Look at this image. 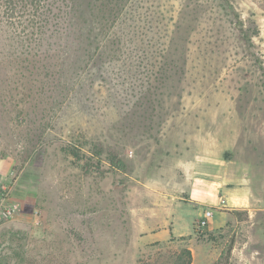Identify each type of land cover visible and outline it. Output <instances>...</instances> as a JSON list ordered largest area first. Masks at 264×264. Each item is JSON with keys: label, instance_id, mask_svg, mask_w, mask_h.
<instances>
[{"label": "rangeland", "instance_id": "obj_1", "mask_svg": "<svg viewBox=\"0 0 264 264\" xmlns=\"http://www.w3.org/2000/svg\"><path fill=\"white\" fill-rule=\"evenodd\" d=\"M141 2L170 8L169 70L129 107L82 88L83 51L4 63L0 39V264H264V0ZM178 203L220 221L147 242Z\"/></svg>", "mask_w": 264, "mask_h": 264}, {"label": "trees", "instance_id": "obj_2", "mask_svg": "<svg viewBox=\"0 0 264 264\" xmlns=\"http://www.w3.org/2000/svg\"><path fill=\"white\" fill-rule=\"evenodd\" d=\"M141 1L0 0V39L6 52L1 60L36 64L49 52L83 51L94 66L82 88L103 82L108 99L129 107L134 95L146 96L152 80L169 70L162 59L172 32L170 8L144 7ZM101 49L108 51L105 59ZM184 252L189 256L185 264H191V251Z\"/></svg>", "mask_w": 264, "mask_h": 264}, {"label": "crops", "instance_id": "obj_3", "mask_svg": "<svg viewBox=\"0 0 264 264\" xmlns=\"http://www.w3.org/2000/svg\"><path fill=\"white\" fill-rule=\"evenodd\" d=\"M196 182H200V181L196 180L194 184H191L189 188L191 190L189 192L191 194V197H190L192 198L191 200L192 201L196 200V202L199 204H204L206 203V201H208L210 204H213V203L215 204L216 197L209 198L205 194L215 195V193L218 192L221 188L225 191V193H227V190H225V187L223 185L224 181L222 180L218 182L213 181L210 184H207L206 186L204 184L197 185ZM194 189H198V190L200 189V191L204 193H201V194L198 193V195H194L193 194ZM180 196H181V192L178 189V198H180ZM242 200H244V202L247 201L246 198ZM205 209H208V208H204L202 211H200L198 209H192L187 206L181 207L180 203H178V205H176L174 209V213H173L174 218L172 217V221H170L166 226L158 230L149 232L145 240L151 243L164 242V241L170 240L171 237L173 236V238H175L176 240L179 238L185 237L183 238L185 242L192 243L193 238H194L193 237L194 232L197 229L195 222L203 214V211ZM219 213H223V212H219ZM214 216L212 217L213 219H210L206 228L213 229L218 225L220 218L216 220L214 219Z\"/></svg>", "mask_w": 264, "mask_h": 264}, {"label": "built area", "instance_id": "obj_4", "mask_svg": "<svg viewBox=\"0 0 264 264\" xmlns=\"http://www.w3.org/2000/svg\"><path fill=\"white\" fill-rule=\"evenodd\" d=\"M14 171H10V177L5 179H0V196H6L10 190L11 184L13 182L12 177ZM214 216V209L208 208L203 211V214L196 220L195 225L198 230H203L207 227L210 219Z\"/></svg>", "mask_w": 264, "mask_h": 264}]
</instances>
